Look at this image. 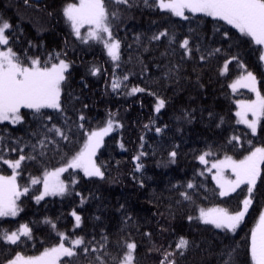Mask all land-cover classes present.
<instances>
[{
  "label": "trees",
  "instance_id": "obj_1",
  "mask_svg": "<svg viewBox=\"0 0 264 264\" xmlns=\"http://www.w3.org/2000/svg\"><path fill=\"white\" fill-rule=\"evenodd\" d=\"M72 1L0 0V23L11 25L8 46L22 65L34 58L41 66L69 63L60 108H23L20 122L0 121V173L13 174L4 161L24 156L18 180L28 189L18 201L19 214L0 217V264L17 255L36 256L62 241L73 248L71 241L79 238L84 243L76 254L58 264H100L98 257L117 264L126 243L136 245L135 264H225L229 253L231 264H254L251 233L264 211V164L251 194L242 184L228 195L220 194L207 166L264 148V116L257 133L237 120L236 100L253 99V93L231 88L250 71L264 96L262 45L224 20L193 13L178 17L160 9L157 0L127 5L104 0L109 13H117L108 20L120 42V58L113 61L104 45L72 31L64 15ZM160 100L164 106L156 111ZM109 120L112 133L96 156L103 176L74 171L77 182L67 192L37 199L43 185L32 179L68 163L88 134ZM248 196L250 207L235 232L200 218L201 210L216 206L240 211ZM74 210L81 215L79 227ZM24 225L29 236L15 244L3 239L4 232ZM181 238L188 245L178 249ZM167 253L174 255L164 261Z\"/></svg>",
  "mask_w": 264,
  "mask_h": 264
},
{
  "label": "snow or ice",
  "instance_id": "obj_2",
  "mask_svg": "<svg viewBox=\"0 0 264 264\" xmlns=\"http://www.w3.org/2000/svg\"><path fill=\"white\" fill-rule=\"evenodd\" d=\"M129 0H113L115 4L127 5ZM147 3V0H145ZM155 2V0H154ZM157 6L160 9L168 10L170 13L184 17V10L188 9L193 13H204L208 16L217 17L226 21L228 24L233 25L235 28L247 36L252 37L259 45H264V0H158ZM116 12L109 13L105 7L104 0H79L78 4H68L64 8V15L67 17L71 26L75 30V34L80 36V28L84 24H89L92 27L89 32V38L100 40L107 48L108 55L113 61L119 60L120 42L112 38L111 29L108 24L109 16H116ZM187 19V17H184ZM2 19V18H0ZM11 25L8 22L0 23V45L8 44V36L5 35V31L10 29ZM165 35V33L160 34ZM153 39H159L158 36ZM111 40V42H109ZM188 41L183 42V46L187 49ZM264 59V57H262ZM32 67H23L19 62V57L9 47L7 51H0V121L10 120L12 123H18L21 120L20 109L26 107L28 109H34L39 112L42 108H60V85L65 80L64 72L69 67L63 60L59 64H53L51 67L40 66L39 60L31 61ZM95 71H99L96 69ZM95 74V73H94ZM126 79V77H125ZM251 82L252 90L257 93V100L244 105L241 102L242 107L247 111H251L256 120L248 121L243 120L248 124L249 128L254 133L259 122V118L264 116V96H260L259 92L255 88V77L252 73H248L245 78ZM239 83V81H237ZM113 89L119 87L117 82H113ZM236 84H233V88ZM143 91V89L133 88L132 92ZM164 106V101L160 100L156 111ZM241 115V113H237ZM82 118V117H81ZM113 127V121L109 120L107 127L101 129L98 132H92L88 138V142L84 145L83 149L72 159L68 167L70 168H82L88 176H103L100 168L95 165L92 157L95 155L96 149L102 142V138ZM59 131V130H57ZM159 131V129H157ZM61 136L64 134L59 133ZM67 139L66 136H64ZM234 140L239 137H233ZM175 157L176 153L170 154ZM207 155V153L205 154ZM3 157L0 156V160ZM25 159L24 156H20L18 160L4 161L9 164L13 169L19 168L21 161ZM137 160L139 157L136 158ZM201 161H205V157H200ZM264 164V148H256L249 156H246L243 160L233 161L230 157H226L225 161H221L219 164H213V168H221L222 166H228L236 174L235 181H229L231 191H235L241 184H247L249 187L247 191L252 193L255 187L257 178L260 176V165ZM141 165H137V168ZM66 168L58 169L56 172L50 173V176H59V173L66 171ZM38 181L33 180V183ZM220 183V180H217ZM45 194H60L63 195L66 191V186L63 183H56L49 191V185L47 180L44 182ZM192 187L191 184L188 185ZM224 185L221 184V188ZM24 192L28 189L24 188ZM221 195H227L228 193L222 191ZM21 195L16 185V175L11 177L0 176V217L15 216L19 209L17 208L16 199ZM186 195V194H185ZM43 197H37L42 199ZM251 204L250 199L243 201V209L229 213L225 209H211L208 211L201 210L200 218L204 220V223L212 224L218 229H225L231 232H235L240 223L243 221L245 214ZM75 215V213H73ZM76 223L79 225L80 217L75 216ZM189 219H192L189 217ZM31 230L24 225L17 232L8 234L4 232L3 239L15 244L20 235L29 236ZM84 241L82 238L71 241L73 246L81 245ZM188 241L181 238L177 243L178 249L186 248ZM103 247V246H102ZM126 254L117 261V264H133V252L136 248L135 243H126ZM83 251H88L87 248ZM76 253L72 247H65L63 243L58 247H54L45 250L40 256L28 257L27 259L17 255V257L9 261V264H58L61 256L72 257ZM174 255V253H167L164 256V261H168V257ZM251 257L255 261V264H264V214L259 217V223L256 229L251 233ZM100 264H105L102 258H99ZM115 259V258H113ZM232 256L229 253V259L225 261V264H231ZM163 264V262H162ZM168 264H175V261H170Z\"/></svg>",
  "mask_w": 264,
  "mask_h": 264
},
{
  "label": "rangeland",
  "instance_id": "obj_3",
  "mask_svg": "<svg viewBox=\"0 0 264 264\" xmlns=\"http://www.w3.org/2000/svg\"><path fill=\"white\" fill-rule=\"evenodd\" d=\"M79 3V0H75V1H72V2H68L67 4H65V6H64V8L68 5V4H78ZM157 3H158V0H157ZM163 10V9H162ZM165 11H168V10H165ZM189 13H193V12H191L190 10H188V9H185L184 10V17H186ZM193 14H204V13H193ZM204 15H206V14H204ZM178 17H181V16H178ZM184 17H182V18H184ZM212 17V16H211ZM215 18H217V17H215ZM69 24H70V28L72 29V31L75 33V30L73 29V27L71 26V23L69 22ZM92 27L93 26H91V25H89V24H84L81 28H80V36L83 38V39H85V40H87V41H94V42H96V43H100V44H102V45H104V43L102 42V41H100V40H95V39H90L89 38V32L91 31V29H92ZM110 27V26H109ZM111 29V28H110ZM111 33H112V31H111ZM5 35H6V31H5ZM7 36V35H6ZM112 38L113 39H115L114 37H113V35H112ZM252 38V37H251ZM253 39V38H252ZM115 40H117V39H115ZM254 40V39H253ZM255 41V40H254ZM109 42H111V40H109ZM262 47H263V57H264V45H262ZM9 48V46H8V44L7 45H0V51H7V49ZM106 52H107V54H108V51H107V48H106ZM32 60H39L38 58H34V59H32ZM31 60V61H32ZM62 60V59H61ZM61 60H59L58 62H56V63H53V64H59V62L61 61ZM40 61V60H39ZM66 64H68V66H69V63L67 62V61H65V60H63ZM53 64H51V65H48V67H51ZM22 65V64H21ZM23 67H32V64H31V62L29 63V64H26V65H22ZM40 66H41V63H40ZM41 67H44V66H41ZM68 69V68H67ZM66 69V70H67ZM66 70H65V72H64V76H65V74H66ZM226 71H227V63L225 64V66L223 67V73H226ZM250 71H244L241 75H239L236 79H234L233 81H232V83H231V88L233 89V91L234 92H237V91H241V90H248V91H250V92H252L253 93V99H243V98H240V99H237L236 100V105H237V110H236V115H237V120H238V122L240 123V124H242V125H245L246 127H248L249 128V126H248V124H246V123H244L243 122V120H245V119H247L248 121H252V120H256L257 119V117L256 116H254L253 115V113L251 112V111H247L246 110V108H244V107H242V105H241V102H243L244 103V105H247V104H250V103H252V102H254V101H256L257 100V93L255 92V91H253L252 90V87L251 86H245V85H250L251 84V82L250 81H248L247 79H245L246 77H247V74L249 73ZM250 73H252V72H250ZM252 75L255 77V88L257 89V91L259 92V94H260V96H263L262 95V93H261V91H260V89H259V86H258V82H257V79H256V76L252 73ZM237 81H239V83H237ZM233 84H236V87L235 88H233ZM61 93H62V82H61V85H60V97H61ZM60 97H59V104H60ZM23 108H26V107H22L21 109H20V116H21V119H22V115H21V110L23 109ZM46 108H48V107H46ZM51 109H55V108H51ZM237 113H241V115H238ZM261 118H262V116L259 118V122H258V124H257V128H256V131L254 132V133H257L258 132V129H259V125H260V121H261ZM3 122H10V123H12L10 120H8V121H3ZM13 124H16V123H13ZM107 124H108V122H107ZM107 124H105L103 127H101L100 129H97V130H95V131H93V132H98V131H100L101 129H103V128H105V127H107ZM113 127H114V123H113ZM113 127H112V129H111V131H109L106 135H104L103 136V138H102V142L100 143V145H99V147L96 149V152H95V155L92 157V160L95 162V165L98 167V168H100L98 165H97V163H96V156H97V154H98V152H99V149L102 147V145H103V143H104V140H105V138L109 135V134H111L112 133V130H113ZM250 129V128H249ZM250 131L252 132V130L250 129ZM91 133L92 132H90L89 134H88V137H87V140H86V143L88 142V138H89V136L91 135ZM253 133V132H252ZM85 143V144H86ZM257 148H262V147H257ZM256 149V148H255ZM255 149L253 150V151H255ZM252 151V152H253ZM251 152V153H252ZM250 153V154H251ZM250 154H248L247 156H249ZM75 157V156H74ZM73 157V158H74ZM205 157V156H204ZM72 158V159H73ZM72 159L68 162V163H66V164H64L63 166H61V167H58V168H56V169H53V170H50V171H48L47 173H45L43 176H37V177H34L33 179H32V183H33V180H35V181H38L37 183H42V185H43V190H42V193H41V195L39 196V197H43L42 199H44L45 197H51V196H55V195H52V194H45V186H44V182L47 180V182H48V185H49V191L51 190V188H52V186L54 185V184H56V183H63L65 186H66V191L65 192H67V190L71 187V186H73V185H75L76 184V182H77V175L76 174H73L72 172H82L85 176H87V177H89L88 175H86L85 174V172L83 171V169L82 168H70V167H68V165H69V163H71V161H72ZM225 159H226V157L225 158H220V159H216V160H213V161H209V164H208V166H207V171L208 172H210L211 173V175H212V179L214 180V182L217 184V186L220 188V191L222 192V191H225V192H227L228 194H230V193H232L233 191H231V188H230V185L228 184V182L229 181H235V179H236V174L232 171V169L230 168V167H228V166H222L221 168H213L212 167V165L213 164H219L221 161H225ZM233 161H240V160H243V159H240V160H238V159H234V158H231ZM205 161H207V159H206V157H205ZM204 162V161H203ZM21 164V163H20ZM262 165V164H261ZM261 165H260V169H261ZM61 168H66L67 170L66 171H64V172H61V173H59V176L57 177V176H50L49 174L50 173H53V172H56L58 169H61ZM101 170V169H100ZM102 172V171H101ZM16 175V185H17V188H18V191L21 193V195H19V197L16 199V204H17V208L19 209V211H20V208H19V203H18V201H19V199H20V197L23 195V194H26V192H24L23 190H24V188H21L20 187V184H19V180H18V175H19V172H18V168H16V169H14V172H13V174H11V175H3V174H1L0 173V176H3V177H11L12 175ZM66 175H69L68 176V178H66ZM220 180V183H218L217 182V180ZM257 181H258V178H257ZM257 181H256V183H257ZM33 184H36V183H33ZM221 184H223L224 185V187L223 188H221ZM242 185V184H241ZM256 185V184H255ZM238 188V187H237ZM236 188V189H237ZM235 189V190H236ZM254 189V188H253ZM64 192V193H65ZM227 194V195H228ZM56 195H60V194H56ZM246 199H250L251 200V198H250V196H248ZM39 200H41V199H39ZM250 207V206H249ZM211 209H225V208H223V207H219V206H216V207H211V208H206V209H204V211H208V210H211ZM242 209H243V207H242ZM241 209V210H242ZM249 209V208H248ZM226 210V209H225ZM19 211H18V213H17V215L19 214ZM228 211V210H227ZM229 212V211H228ZM73 213H75V215L74 216H79L80 218H81V215L76 211V210H74V212ZM229 213H232V212H229ZM232 214H234V213H232ZM262 214H264V211H263V213ZM17 215H15V216H10V217H16ZM246 215V214H245ZM5 217V216H4ZM76 220V219H75ZM258 223H259V219H258V221L256 222V224H255V226H254V229H256V227H257V225H258ZM81 225V219H80V223H79V225H77V223L75 222V226L76 227H79ZM214 226V225H213ZM23 227V226H22ZM21 227V228H22ZM28 227V226H27ZM253 229V230H254ZM252 230V231H253ZM18 234H19V231L17 232ZM11 234V233H10ZM21 236V235H20ZM64 237V236H63ZM61 243H63L64 244V246L65 247H69V246H67L63 241L61 242ZM60 243V244H61ZM59 246V244L58 245H56V246H54V247H58ZM77 246H79V245H76V246H73V250L75 251V248L77 247ZM54 247H52V248H54ZM49 249H51V248H49ZM48 250V249H47ZM43 253V252H42ZM42 253H40V254H38V255H36V256H40ZM134 253V252H133ZM19 256H21V257H23V258H25V259H27L28 257H36V256H24V255H19ZM17 257V256H16ZM15 257V258H16ZM64 256H61L60 257V259H59V261L63 258ZM14 258V259H15ZM14 259H12V260H14ZM12 260H10V261H12ZM59 261H58V263H59ZM6 264H9V262H7ZM133 264H135L134 263V261H133ZM254 264H255V261H254Z\"/></svg>",
  "mask_w": 264,
  "mask_h": 264
}]
</instances>
